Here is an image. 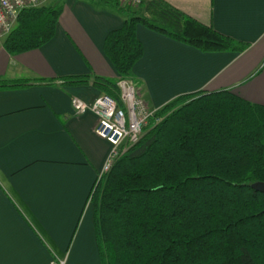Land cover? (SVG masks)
<instances>
[{
    "label": "trees",
    "instance_id": "trees-1",
    "mask_svg": "<svg viewBox=\"0 0 264 264\" xmlns=\"http://www.w3.org/2000/svg\"><path fill=\"white\" fill-rule=\"evenodd\" d=\"M89 1L122 18L103 51L118 78L134 84L143 53L138 24L203 52L248 46L165 0ZM61 11L62 0L22 9L4 49L39 48L53 37ZM118 78L68 76L60 85H90L121 104ZM29 83L0 79V89ZM256 181H264V104L228 89L170 100L90 193L101 264H264V194L250 187Z\"/></svg>",
    "mask_w": 264,
    "mask_h": 264
},
{
    "label": "crops",
    "instance_id": "crops-1",
    "mask_svg": "<svg viewBox=\"0 0 264 264\" xmlns=\"http://www.w3.org/2000/svg\"><path fill=\"white\" fill-rule=\"evenodd\" d=\"M60 1V0H59ZM58 0H48L54 4ZM202 24L247 44L242 52H203L141 24L143 53L132 79L150 107L202 89H228L264 104V0H165ZM123 20L89 0H62L53 37L11 55L0 44V264H101L90 193L110 150L98 117L71 99L102 92L61 78L118 75L103 51Z\"/></svg>",
    "mask_w": 264,
    "mask_h": 264
},
{
    "label": "built area",
    "instance_id": "built-area-1",
    "mask_svg": "<svg viewBox=\"0 0 264 264\" xmlns=\"http://www.w3.org/2000/svg\"><path fill=\"white\" fill-rule=\"evenodd\" d=\"M45 0H0V44L11 31L18 13L28 7L40 5ZM143 0H120L123 4L139 5ZM120 102L101 94L91 102L78 97L71 99L75 113L90 111L98 117L95 132L110 144V150L98 179L109 172L114 162L143 134L148 120L156 111L139 94L135 84L129 79L118 78ZM160 121L159 118L155 119ZM63 264V262H59Z\"/></svg>",
    "mask_w": 264,
    "mask_h": 264
},
{
    "label": "water",
    "instance_id": "water-1",
    "mask_svg": "<svg viewBox=\"0 0 264 264\" xmlns=\"http://www.w3.org/2000/svg\"><path fill=\"white\" fill-rule=\"evenodd\" d=\"M250 187L257 191L264 194V181H256L250 185Z\"/></svg>",
    "mask_w": 264,
    "mask_h": 264
},
{
    "label": "rangeland",
    "instance_id": "rangeland-1",
    "mask_svg": "<svg viewBox=\"0 0 264 264\" xmlns=\"http://www.w3.org/2000/svg\"><path fill=\"white\" fill-rule=\"evenodd\" d=\"M59 1V0H58ZM48 0H45L42 4H47Z\"/></svg>",
    "mask_w": 264,
    "mask_h": 264
}]
</instances>
